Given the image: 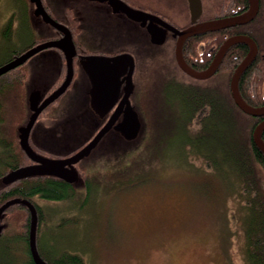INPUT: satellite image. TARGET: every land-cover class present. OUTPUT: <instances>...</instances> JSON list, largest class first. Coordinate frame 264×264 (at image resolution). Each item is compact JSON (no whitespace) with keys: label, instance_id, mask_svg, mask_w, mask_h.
<instances>
[{"label":"rangeland","instance_id":"374dc122","mask_svg":"<svg viewBox=\"0 0 264 264\" xmlns=\"http://www.w3.org/2000/svg\"><path fill=\"white\" fill-rule=\"evenodd\" d=\"M43 1L61 20L65 19L68 8L83 9L78 0ZM142 1L144 4L139 1L143 4L141 7L147 13L159 14V8L168 7L178 25L188 21L177 2L171 6L173 0ZM224 1L203 0V18L212 16ZM119 33H125V38L121 39ZM57 34L54 27L35 14L34 5L29 1L0 0V66L15 53ZM137 36L132 29L95 32L85 27L83 42L89 51H127L136 58L137 67L143 69L148 64L147 77L150 80L147 79V92L138 90L133 98L139 119L145 123L141 122L143 128L134 140H126L112 129L90 155L80 161L76 167L81 169V173L74 184L77 194L73 200L47 201L36 197L44 213H49L48 223H44L38 233L39 244L45 248L54 244L60 252L77 251L83 255L85 264H245L242 229H247L248 223L242 221V208L247 198L244 200L240 181L229 169L231 158L239 156L234 152L238 149L237 141L231 138L227 142L222 141V136L216 134L209 120L203 135L199 133L198 125L191 124L190 133L188 127L183 128L184 123L179 125L177 121L172 125L162 122L164 134L158 137L156 133L154 137L151 135L148 109L153 111L156 101L161 102V86L157 82L162 76L156 77V74L163 73L164 83L166 77L174 78L172 73H178L169 63L170 58L166 65L160 59L152 60L163 50L172 57L175 48L171 43L163 47L152 45L148 37L140 45ZM203 49L201 46L200 50ZM64 63L65 57L56 48L43 50L30 58L24 65L28 71L25 78L28 97L37 92L42 99L47 97ZM73 69L70 87L43 111L32 129L30 143L40 156L56 158V155L70 156L74 150L76 153L97 135L106 119L109 107L100 104L105 85L91 71L90 59H74ZM15 76L4 75L0 78V85L8 84ZM230 81L229 72H219L211 81L197 82L196 86L205 88L208 93L216 90L212 94L221 96L228 104L233 100ZM168 97L171 101L179 100L175 101L174 107L171 102L161 104V111L189 107L181 95L169 92ZM9 124V130L14 131L13 123ZM173 125L176 131L167 134ZM229 125V136L233 130L235 133V125L240 128L236 122ZM7 131L0 124V140L7 139ZM13 137L12 134L10 139ZM18 138L17 135L14 137L15 144H18ZM150 140L158 146L145 148ZM223 143L225 147H221ZM1 150L0 142V169L5 160ZM141 155L145 160L131 171V159H138ZM203 156L208 158L211 167ZM251 164L256 175L255 195H261L263 199L264 171L255 161L251 160ZM122 169L129 176L128 182L116 184V179L110 175ZM90 171L93 172V185L91 193H88L86 178ZM2 183L3 180L0 185ZM251 184L254 188L255 183ZM244 211L249 212V208H244ZM10 219L3 223L7 224L3 232L5 236L17 232L9 225H20V219L15 222L14 218ZM13 247L15 255H12L21 257V262L28 257L24 243ZM7 257L10 256L6 245L0 242V260H7Z\"/></svg>","mask_w":264,"mask_h":264},{"label":"trees","instance_id":"16d2710c","mask_svg":"<svg viewBox=\"0 0 264 264\" xmlns=\"http://www.w3.org/2000/svg\"><path fill=\"white\" fill-rule=\"evenodd\" d=\"M178 1L180 0L171 1V5L175 4L176 2V4H178ZM182 1L185 6V10L188 13L187 0ZM248 8V0H226L224 4L219 5L215 9L212 16H204L202 19H216L236 14L239 15L246 12ZM248 26L249 27H233L214 33L194 36L191 37V40H189L184 47L186 59L191 58L189 59L191 66L197 70H204L210 65L216 52L225 42V40L234 35H247L251 37L257 43L259 51L255 61L249 66V68L240 78L239 89L244 100L248 98V92L252 90L254 92L255 88H261V85L259 86L258 82L260 81L262 84V78L264 77V0H260V11L255 20L249 23ZM201 46H204L203 51L200 50ZM29 48L30 47L15 53L11 56L9 61H11L15 55L19 56ZM248 52L249 47L245 44L240 43L232 46L227 52L219 72H229L232 77L235 69L245 59ZM8 74H15L16 76L8 84L0 85V124L6 128V131L8 130V137L6 136L7 139L0 140L2 145L1 152L5 157V160L3 161L4 166L0 169V181L11 171L17 170L32 163L27 155L22 151L19 144L14 143V137H16V135L18 137V128L26 124L30 114L29 100L27 90L25 88V78L28 74V71L23 65L8 72ZM66 75L67 65L65 62L60 76L57 78L54 86L50 89V93L54 89H57L64 82ZM193 88L195 89L186 90L173 85L170 88L159 92V99L161 102L157 103L156 101L153 111L148 109L150 113L147 114L148 120L152 127L151 135L154 137L153 134L156 133L155 135L158 137L159 135L164 134L161 128V123L163 122L164 124L172 125L173 121H177L179 125H181L180 122L184 123L183 128L188 127L189 132L191 133V124L193 123L191 120V114H199L204 106L210 105L212 107V116L208 119L209 125L213 128L218 136H222V141L225 140L227 142L230 138L232 140L236 139L237 141L236 145L238 149H235L234 152L238 153L239 156H233V158H231L229 169L231 174L236 176L240 181L239 187L241 188V195L244 197V200L247 198L245 202L243 201L244 204L242 208V221L248 223L247 229L245 227L242 229L244 234V244L242 245V251L244 254L245 264H264V198L262 199L261 195H255V191L257 189L255 181L256 175L253 164H251V160L255 161L256 164H258V166L264 171V154L255 146H252L249 150H245L243 148V140L245 135L240 132V128H236V125L234 128L235 133L233 130V134L231 136L228 135V129L231 128L229 125L230 122H236L238 124V118H236L233 114L236 109L234 107V100L227 104L221 96L212 94L216 93V90L208 93L207 90L202 91V89H198L200 87L194 86ZM169 92L181 95V99L189 104V107L176 109L175 111L169 109L167 111H161L162 106L164 104L166 105L167 102H171L170 105L174 107V104L176 105L175 101L179 100L177 98L174 99V101L172 100V102L168 97ZM142 108L145 109L146 107L142 106ZM177 110H179L178 113ZM143 113V109H141V114ZM207 121L204 124L205 126L207 125ZM9 122L13 123L15 129L14 131L9 130ZM174 126L175 125L170 128L167 134H169L171 131H176ZM12 134L14 137L13 139H10ZM233 142L234 141L231 143ZM189 144L191 145V142H189ZM223 145L221 147H225V145ZM157 146L158 144H155L151 140L145 144V148L153 149ZM74 151L71 152L75 153ZM249 153H253V155ZM56 156L58 158L63 157V155ZM144 160V155H141L138 159L133 157L131 159L130 170H136L140 166V162ZM121 167L123 168V166ZM92 175L93 172L91 171L87 173L86 179L88 193H91L92 190ZM110 176L116 179V184H125L129 179L128 174L123 169L118 170V172H114ZM89 179H91V182ZM251 182L255 183L254 188L252 187V184L250 185ZM245 189L247 192H245ZM76 194L77 190L74 184H69L68 182L55 176H36L33 178L18 180L9 184L2 183V185H0V207L15 198L29 200L35 205L37 209L39 233L42 228L41 226L44 223H48L49 213H44L42 207L37 203L36 197L47 201H61L73 200ZM230 194L232 195L233 193ZM244 208H249V212L246 211L247 213H245ZM12 218L15 219L14 222L16 219H20V225H9V227L17 229L16 233L13 232V234H9L7 236L3 235L4 233H1L0 242H3L6 245L7 252L9 253L10 257H7V260H4V258L0 260V264H35L29 245L31 225L30 210L24 205H14L5 211L1 221L4 223L5 220H12ZM41 236L44 235L41 234ZM38 237L39 236L37 234L39 253L47 263L65 264L66 262L69 264H85L84 259H82L80 256H76L75 259H72V257L67 256L68 253L64 251L60 252L58 249H56L57 246L54 247V244H49L48 248L43 246L41 247ZM19 243L25 244V251H27L26 254L28 255V257H26L22 262L19 259L21 257L18 258L17 255V257L12 255H15L13 245H18Z\"/></svg>","mask_w":264,"mask_h":264},{"label":"water","instance_id":"95a60500","mask_svg":"<svg viewBox=\"0 0 264 264\" xmlns=\"http://www.w3.org/2000/svg\"><path fill=\"white\" fill-rule=\"evenodd\" d=\"M109 1L114 4L121 5L122 10L134 20H150V23L157 22L163 27L171 30L176 36L178 35L179 40L175 49L178 66L190 77L197 80H207L213 77L220 70L223 60L232 46L240 43L247 45L249 47V52L245 59L235 69L231 77L230 91L235 104L242 111L252 116H264V107H253L249 105L242 97L239 89V82L241 76L255 61V58L257 57L259 51L257 43L251 37L247 35H234L225 40V42L220 46V48L216 52L210 65L204 70H197L190 66L186 62L183 54V47L185 41L190 37L214 33L236 26H243L254 21L260 11V0H248L249 8L246 12L242 14L203 22H198V19L203 14L202 0H188L191 14V27L182 31L171 26L169 23L165 22L164 20L153 14L133 9L121 0ZM31 2L35 3L36 5V15H41L45 22L51 24L52 26H54V28L62 32L63 37L35 46L24 54L18 56L14 60L1 66L0 77L8 73L9 71L25 64L30 58H32L37 53L49 48L59 49L65 55L67 63V76L63 84L51 95H49L41 104V94L39 92L33 93L29 96L30 110L32 113L26 125L20 127L18 130L20 146L22 150L27 154V156L34 162V164L12 171L3 179V181L4 183L9 184L18 180L32 178L36 176H55L60 179H63L64 181L70 184H73L79 179V172L76 169L75 165L84 158H86L88 155H90L92 150L112 129H115L116 131L121 133L126 140H134L138 136L142 125L138 113L135 111L130 101V97L134 89L132 76L135 68V61L134 58L129 54H121L112 58L95 57L94 60L92 59V61H90L92 66L91 71L95 73L98 79H100L102 82L107 81L102 80L106 77L109 78L110 81L114 80V83L104 91L101 104H110L112 99H115V96L119 92L121 85L126 82L125 94L122 100L120 101L119 105L113 112L108 122L100 129L97 135L85 147L81 148L72 156L63 159H53L38 155L30 146L29 139L31 131L41 113L50 104L60 98L70 86L74 76L73 61L74 58L77 56V49L69 28L60 24L48 14L47 10L43 5V1L31 0ZM148 31L152 36L151 40L154 44H162L164 42L165 35L163 33L158 32L155 27H148ZM122 61H128L130 65V70L126 78H123L122 81L115 82V80L118 78L116 64ZM100 67H106L108 69V72L103 73L102 75L101 73H99ZM121 117L122 120L118 122ZM263 132L264 122L261 123L254 132L255 143L261 150V152H263L264 154ZM14 205H24L30 210L31 225L29 234V245L35 264H49L41 257L38 250V213L35 205L29 200L23 198H15L0 207V234L3 228V226L1 225L3 214L8 208Z\"/></svg>","mask_w":264,"mask_h":264},{"label":"flooded vegetation","instance_id":"af4514ba","mask_svg":"<svg viewBox=\"0 0 264 264\" xmlns=\"http://www.w3.org/2000/svg\"><path fill=\"white\" fill-rule=\"evenodd\" d=\"M26 1H29L32 5H34V12L36 14L35 3L31 2V0H26ZM78 1H80L82 3L83 9L78 10V9L68 8L66 11L64 20L56 18L54 16V14L52 13V11L50 10V8L45 4L44 1L43 2H44L45 8H46L48 14L53 19H55L57 22H59L60 24H62L65 27L69 28V30L71 31L72 36H73V40H74V43H75V46L77 49V55H78L75 58H79V57L85 58L86 57V59L89 58L90 61H92V59L94 60L95 57L112 58V57H115V56H118L121 54H129L134 58L135 68H134L133 76H132L134 89H133V92L131 94L130 101H131L133 108L136 111V107L133 104L134 94H136L138 90L143 91V93H144V91L147 92V87H146L147 79H148V81L150 80V77L149 78L147 77L148 64H147V66H144L143 69H141V67L140 68L137 67L136 58L134 57V55H132L131 53H128L127 51H117V52L105 51V50H100L99 52L89 51L88 49H86L84 47V42H83L84 41V34H85V27H88L89 29L91 28L95 32H99L101 30H106V29H109V30L113 29L115 31H117V30L129 31L132 29L138 34L137 40H139L140 45L142 44L143 40H145V37H148L149 41L152 45H155L157 47H163L164 45L171 43V44H174L175 49H176L177 42L179 40V36L178 35L176 36L171 30L163 27L161 24H159L157 22L150 23V20H147V21L134 20L133 18L129 17L122 10L121 5L114 4L109 0H78ZM121 1L124 2L125 4H127L128 6L132 7L135 10L145 12L141 7L144 4L142 0H121ZM139 1H141L143 4H141ZM177 5H179L182 8L183 15L185 14V16L186 15L188 16V21L184 24L178 25L179 23H178L177 19H175L174 15L170 12L168 7L167 8L165 7L162 9L159 8L160 13L154 14V15L161 18L165 22L169 23L171 26L182 31V30H185V29L191 27V14H190V9H189V2L187 0L188 13L185 10V6H184L182 0H180L179 4H177ZM171 6H173V5H171ZM204 11L205 10H204V3H203V14L198 19V22L212 20V19H202L203 15H204ZM37 16L42 21H44V19L41 15H37ZM232 16H234V15H232ZM45 23H47V22H45ZM47 24L50 25L51 27H54L49 23H47ZM248 25L249 24L243 25L242 27H246V26L249 27ZM8 27H10V25H8ZM148 27H151V28L155 27L158 30V32L163 33L165 35V40L162 44H154L152 42V40H151L152 36L150 35V33L148 31ZM236 27H241V26H236ZM57 31H58V34L56 36L51 37V38H47V39L39 42L37 45L36 44L33 45L28 50H30L31 48L38 46L42 43L62 38L63 33L60 32L59 30H57ZM143 33L145 35H143ZM119 35H121V39H124L126 36L125 33H124V35L122 33H119ZM189 40H191V37L185 41L184 47H185L186 43H188ZM184 47H183L184 58H185L186 62L191 66V63L189 61V59H191V58L186 59V53L184 52ZM175 49L173 51L172 57L169 56L168 52H165L163 50V51L159 52L157 55H155L153 60H152V61H155V60L158 61L160 59L161 62L165 64V62L169 61L168 58H170L171 60L169 63H171L172 66L175 69L177 68L176 70H178V73H172V74H174V78L172 76H170V78L166 77L164 83H163V79H164L163 73H157L156 74V77H157V75L162 76L161 79L157 82V85L159 84L161 86L160 91L168 89L173 85H175L176 87L177 86L181 87V88L186 89V90H190V89H195L193 87L196 86L197 82L202 83V82L211 81V79L214 76L207 79V80H197V79L190 77L183 70H181V68L178 66V63L176 60ZM28 50H26V51H28ZM15 58H17V55H15V57L13 59H15ZM166 58H167V61H165ZM8 62H10V61H7L6 63H8ZM116 70H117L118 78L115 80V82L116 81L117 82L122 81L123 78H126L128 76V73L130 70V65H129L128 61L118 62L116 64ZM107 72H108V69L106 67H100L99 68V73H101L102 75H103V73H107ZM176 75H180V76H182V78H178ZM102 80H107V81H103V84L105 85L103 88V92H102V96H103L104 91L114 83V80L110 81L109 78H107V77L102 79ZM258 85L259 86L261 85V88H257V89L255 88L254 92H253V90L248 92V96H247L248 98L245 100L248 104H250L253 107H264V77L262 78V84L259 81ZM125 89H126V82H124L121 85L119 92L115 96V99H112L110 104L102 105L100 103L104 107H109V110L107 111L108 113L106 115V119L100 125L101 128L108 122V120L112 116L113 112L115 111V109L119 105L120 101L122 100V98L125 94ZM198 89H202V91H206V89L203 87H200ZM45 97H43V98L45 99ZM44 99L40 100V104L42 103V101ZM100 100H102V97ZM234 107L236 109H235V112H233V114L235 115V117L238 118V124L240 126V132H242V134L245 135L244 140H243L244 147H243V145H242V147L245 150H249L252 146H255L257 149H259L255 143V140H254V132H255L256 128L261 123L264 122V116H252V115H249V114L245 113L244 111H242L236 104ZM211 108L212 107L210 105L204 106V108H202V110L200 111L199 114H195V115L191 114V120L193 121L192 125L193 126L198 125L197 127H198V130L200 131L199 133H201V135H203L202 132L204 131V129L206 127L204 125L205 122L209 118H211V116H212ZM121 118L119 119L118 122H120ZM141 122H142V124L145 123L144 120ZM263 139H264V132H263ZM249 154L253 155V153H249ZM202 158L207 162V165L211 167V164L208 162V158L204 157V156ZM31 164H34V162ZM78 171H79V173H81V169H78ZM2 226H3V228H2L1 233H3L5 231V228H6V225L3 223H2ZM66 253H68L67 256L72 257V259H75L76 256H80L81 258L83 257V255H81V253L79 254V252H77V251H67ZM72 263H75V262H72ZM65 264H69V263L65 262Z\"/></svg>","mask_w":264,"mask_h":264}]
</instances>
